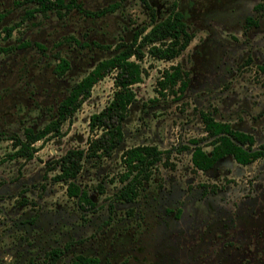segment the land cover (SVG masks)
Returning <instances> with one entry per match:
<instances>
[{
    "label": "rangeland",
    "instance_id": "1",
    "mask_svg": "<svg viewBox=\"0 0 264 264\" xmlns=\"http://www.w3.org/2000/svg\"><path fill=\"white\" fill-rule=\"evenodd\" d=\"M79 1L90 11L120 6L102 17L71 9L35 13L20 23L34 5L16 8L13 0H0L6 12L0 24V48L6 49L0 50V264H49V250L67 242L71 246L57 264L76 255L97 257L100 264H264V157L240 165L225 156L210 170H196L190 142L205 136L204 111L252 134L254 147L264 143V73L258 69L264 61V0ZM151 10L154 22L181 11L193 38L171 61L144 58L146 74L134 86L136 102L123 123L122 143L108 156L87 160L75 180L97 204L82 211L47 164L86 146L90 115L112 96L111 75L63 123L61 137L38 141L30 160L4 157L12 138L47 123L98 61L129 43L135 30L149 28ZM247 17L256 23L248 25ZM17 23L5 38L2 29ZM59 58L70 63L61 77L53 73ZM172 65L188 73L187 87L162 97L156 82ZM143 144L170 150L168 166H157L134 202H120L121 153ZM184 145L189 149H180ZM203 185L216 192L203 197Z\"/></svg>",
    "mask_w": 264,
    "mask_h": 264
},
{
    "label": "trees",
    "instance_id": "2",
    "mask_svg": "<svg viewBox=\"0 0 264 264\" xmlns=\"http://www.w3.org/2000/svg\"><path fill=\"white\" fill-rule=\"evenodd\" d=\"M141 1L148 5L147 0ZM30 4L34 7L25 9L20 23L34 18L35 13L46 15L48 12H55L61 15L62 11L68 12L71 9H77L86 17H102L120 6V2H115L98 11H90L84 9L79 0H13L16 8ZM5 17L6 12L0 11V24ZM151 20L153 23L149 28L135 30L129 43H119L115 54L98 61L86 75L72 85L67 95L58 102L47 123L38 129L25 127L22 137H13L12 151L7 152L4 157L6 160H30L37 151L35 144L38 141L45 142L61 137L63 123L71 119L82 103L90 97L94 85L111 75L114 87L112 96L100 111L90 115L88 128L91 135L87 138L86 146L70 148L47 164L48 171H55L53 180L65 184L67 196L75 198L82 211L95 210L97 204L91 199L89 191L75 180L87 160L108 156L122 143L123 123L129 115L130 107L136 102L134 86L141 83L146 74L142 65L144 58L149 56L157 61H171L188 47L193 38L181 11L173 10L161 21L154 22L155 14L151 10ZM254 22L252 18H248L247 24ZM18 24L2 29L5 38L11 36ZM31 44V41L23 43L25 46ZM81 45L88 46V43ZM37 46L43 49L40 44ZM58 60L53 73L61 77L69 70L70 63L65 58ZM258 69L264 73V61ZM187 78L188 73L179 65L164 69L156 82L158 94L162 97L181 94L187 87ZM200 117L205 136L190 141L194 146L191 163L196 170L207 171L228 155L240 165H248L264 157V143L254 147L256 141L252 134L235 129L228 122L218 121L204 111H201ZM201 142H207L206 146L210 149L206 150ZM180 149L188 150L189 147L184 145ZM170 153V150L163 151L155 145L146 144L125 149L121 153L123 171L117 177L122 185L115 194L116 200L123 203L134 202L143 182L150 179L157 166L160 163L168 166ZM62 255V250L53 249L46 254V258L49 264H56ZM68 264H99V261L93 256L76 255Z\"/></svg>",
    "mask_w": 264,
    "mask_h": 264
},
{
    "label": "flooded vegetation",
    "instance_id": "3",
    "mask_svg": "<svg viewBox=\"0 0 264 264\" xmlns=\"http://www.w3.org/2000/svg\"><path fill=\"white\" fill-rule=\"evenodd\" d=\"M248 18H250V17H247L246 19V23L248 22ZM254 21V20H253ZM256 22H254V24H255ZM249 25H252V24H249ZM241 131V130H240ZM247 133V132H246ZM229 156V155H228ZM221 160V159H220ZM219 161V160H218ZM217 161V162H218ZM235 161V160H234ZM216 162V163H217ZM215 163V164H216ZM237 163V162H236ZM215 166V165H214ZM213 166V167H214ZM212 167V168H213ZM211 168V169H212ZM210 170V169H209ZM205 186L203 185V189H202V192H201V195L203 196V197H205V196H207L209 193H210V191L211 192H216V188H211L210 190H208V189H206V188H204ZM168 212H170V211H168ZM181 208H177V211H176V213H175V216H176V218H179V216L181 215ZM66 245H69V247H66ZM70 246H71V243L70 242H67V243H65V245H64V247L63 248H52V249H50V250H53V249H59V250H62L63 251V254H64V251L66 250V249H68V248H70ZM49 250V251H50ZM62 257V256H61ZM94 257V256H93ZM97 258V257H96ZM98 259V258H97ZM60 260V259H59ZM58 260V261H59ZM98 261H99V264H100V260L98 259ZM57 264V263H56Z\"/></svg>",
    "mask_w": 264,
    "mask_h": 264
}]
</instances>
